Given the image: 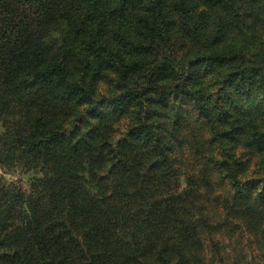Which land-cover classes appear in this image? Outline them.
Here are the masks:
<instances>
[{"label": "trees", "instance_id": "16d2710c", "mask_svg": "<svg viewBox=\"0 0 264 264\" xmlns=\"http://www.w3.org/2000/svg\"><path fill=\"white\" fill-rule=\"evenodd\" d=\"M230 240L264 264V0H0V264Z\"/></svg>", "mask_w": 264, "mask_h": 264}, {"label": "rangeland", "instance_id": "374dc122", "mask_svg": "<svg viewBox=\"0 0 264 264\" xmlns=\"http://www.w3.org/2000/svg\"><path fill=\"white\" fill-rule=\"evenodd\" d=\"M245 240H243V242ZM234 246H236V247H234ZM240 248H241V245H235L233 240L228 241V247L226 249V252H228L227 254H228V256H230V261L233 260V262H235V260H237V259L240 260V259H242L243 255H244V256L247 257V260L251 264H263L262 256L260 255V253L255 251L252 254L251 251L248 248H245L244 251L242 250L240 252L239 251ZM240 264H242V263H240Z\"/></svg>", "mask_w": 264, "mask_h": 264}]
</instances>
